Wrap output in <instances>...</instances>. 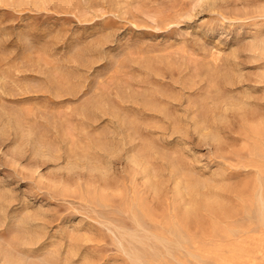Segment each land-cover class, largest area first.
Returning a JSON list of instances; mask_svg holds the SVG:
<instances>
[{
  "label": "rangeland",
  "instance_id": "374dc122",
  "mask_svg": "<svg viewBox=\"0 0 264 264\" xmlns=\"http://www.w3.org/2000/svg\"><path fill=\"white\" fill-rule=\"evenodd\" d=\"M0 264H264V0H0Z\"/></svg>",
  "mask_w": 264,
  "mask_h": 264
},
{
  "label": "bare ground",
  "instance_id": "6f19581e",
  "mask_svg": "<svg viewBox=\"0 0 264 264\" xmlns=\"http://www.w3.org/2000/svg\"><path fill=\"white\" fill-rule=\"evenodd\" d=\"M261 123V122H260ZM261 213V212H260ZM8 261V260H7Z\"/></svg>",
  "mask_w": 264,
  "mask_h": 264
}]
</instances>
